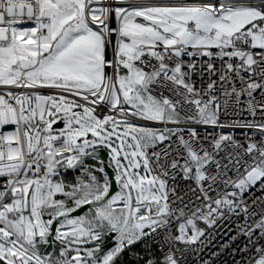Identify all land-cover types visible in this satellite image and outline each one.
Segmentation results:
<instances>
[{"label": "snow or ice", "instance_id": "1", "mask_svg": "<svg viewBox=\"0 0 264 264\" xmlns=\"http://www.w3.org/2000/svg\"><path fill=\"white\" fill-rule=\"evenodd\" d=\"M227 249L264 264V0H0V264Z\"/></svg>", "mask_w": 264, "mask_h": 264}, {"label": "built area", "instance_id": "2", "mask_svg": "<svg viewBox=\"0 0 264 264\" xmlns=\"http://www.w3.org/2000/svg\"><path fill=\"white\" fill-rule=\"evenodd\" d=\"M113 39H115V37H113ZM201 131H203V129H201ZM209 131H211V129H209ZM90 163H95V161H90ZM60 173H61V175L56 177V179L62 178L65 183H71L74 180L75 176L78 174L77 172H75L73 170H64V169H60ZM57 198H59V197H57ZM234 227H235V225H233V228ZM225 239H227V237H225ZM218 240H219V238H218ZM45 247H47V246L43 247L44 250H45ZM52 251H53V249L50 248V250L48 252H52ZM239 258H240L239 255H236L234 257L231 253V249H227V250L223 251L219 257L216 258V264H233V260L239 259ZM192 259H196V257H192Z\"/></svg>", "mask_w": 264, "mask_h": 264}, {"label": "trees", "instance_id": "3", "mask_svg": "<svg viewBox=\"0 0 264 264\" xmlns=\"http://www.w3.org/2000/svg\"><path fill=\"white\" fill-rule=\"evenodd\" d=\"M134 252H140L143 253V245H137L134 249ZM133 261V255L131 252L127 253L124 257V264H132Z\"/></svg>", "mask_w": 264, "mask_h": 264}, {"label": "water", "instance_id": "4", "mask_svg": "<svg viewBox=\"0 0 264 264\" xmlns=\"http://www.w3.org/2000/svg\"><path fill=\"white\" fill-rule=\"evenodd\" d=\"M60 126H62V125H57V127H60ZM100 156L102 158H104V159H107L108 158L106 152H101L100 153ZM108 246H111V241H109L108 244L106 245V247H108ZM42 250H44V248ZM49 250H50V247L47 246V247H45L44 252H48Z\"/></svg>", "mask_w": 264, "mask_h": 264}]
</instances>
